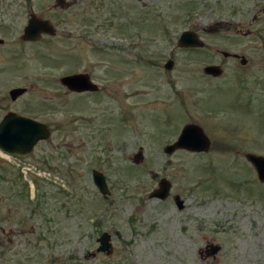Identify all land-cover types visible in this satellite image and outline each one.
<instances>
[{
	"label": "rangeland",
	"instance_id": "374dc122",
	"mask_svg": "<svg viewBox=\"0 0 264 264\" xmlns=\"http://www.w3.org/2000/svg\"><path fill=\"white\" fill-rule=\"evenodd\" d=\"M66 1L0 0V122L51 132L26 157L0 153V264H264V183L247 159L264 157V0ZM31 14L56 34L23 41ZM187 30L203 50L178 46ZM212 63L222 77L204 74ZM76 73L99 92L68 91ZM189 124L210 150L166 154ZM163 179L169 198L150 199Z\"/></svg>",
	"mask_w": 264,
	"mask_h": 264
},
{
	"label": "water",
	"instance_id": "95a60500",
	"mask_svg": "<svg viewBox=\"0 0 264 264\" xmlns=\"http://www.w3.org/2000/svg\"><path fill=\"white\" fill-rule=\"evenodd\" d=\"M56 7L68 9L70 4L66 0H56ZM56 29L50 20L39 19L35 14H31L28 25L25 27L22 40L25 42L39 41L43 35L54 36ZM3 40L0 39V44ZM178 46L181 48H203L205 43L200 40L198 35L191 31L183 32L178 40ZM174 61L168 60L165 64L166 70H172ZM204 73L213 77H219L223 74V70L219 66H207ZM60 83L70 92L73 93H96L99 86L92 82L87 73L73 74L64 76L60 79ZM27 92L25 88H15L10 91V97L13 101L23 96ZM51 132L48 126L37 120L20 116L16 113H9L0 123V151L10 157H26L36 147L39 142L46 141L50 138ZM211 147V141L205 134L202 127L196 124L185 126L177 141L165 147L166 154H172L176 150L184 149L191 152H208ZM143 159V152L140 150L135 155L133 162L138 165ZM247 159L254 166L260 182L264 183V157L254 154H248ZM93 181L101 194L108 198L110 195L106 176L94 170ZM172 185L163 179L160 181L159 188L150 194V199L166 200L170 196ZM176 204L179 209H183V201L179 197H175ZM120 238V234H118ZM111 236L104 233L98 239V253L111 254L112 242ZM217 250L214 249L215 253Z\"/></svg>",
	"mask_w": 264,
	"mask_h": 264
},
{
	"label": "flooded vegetation",
	"instance_id": "af4514ba",
	"mask_svg": "<svg viewBox=\"0 0 264 264\" xmlns=\"http://www.w3.org/2000/svg\"><path fill=\"white\" fill-rule=\"evenodd\" d=\"M188 31H191V32H194V33H196L195 31H192V30H188ZM197 34V33H196ZM198 35V34H197ZM198 37L200 38V36L198 35ZM201 39V38H200ZM2 40V39H1ZM202 40V39H201ZM2 44H4V40H3V43ZM2 44H0V45H2ZM205 47H203V48H188L189 50H203ZM222 55H223V57L225 58V59H227V60H231V61H233V62H235V63H239L240 65H241V68L242 69H245V68H247L248 67V65H249V60L244 56V55H240V54H238V53H234V54H231V53H228V52H223V53H221ZM208 66H219L222 70H223V68H222V66L220 65V64H209ZM89 76H90V74L89 73H87ZM205 74V73H204ZM223 74H224V70H223ZM222 74V75H223ZM70 75H73V74H70ZM206 76H208V77H212V78H214V79H217V78H220V77H222V75L221 76H219V77H213V76H210V75H207V74H205ZM90 78H91V76H90ZM91 80H92V78H91ZM92 82L93 83H95L94 82V80H92ZM96 84V83H95ZM100 89V88H99ZM89 92H86V93H81V94H79V95H82V94H88ZM74 94H77V93H74ZM93 94V93H92ZM19 99V98H18ZM17 99V100H18ZM12 100V99H11ZM16 100V101H17ZM13 101V100H12ZM9 113H14V112H9ZM8 113V114H9ZM7 114V115H8ZM16 114H18V113H16ZM18 115H20V114H18ZM6 116V115H5ZM4 116V117H5ZM20 116H23V115H20ZM4 117H3V119H4ZM26 117V116H25ZM2 119V120H3Z\"/></svg>",
	"mask_w": 264,
	"mask_h": 264
}]
</instances>
